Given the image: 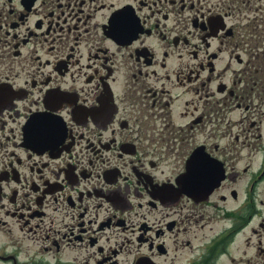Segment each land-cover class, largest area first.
I'll list each match as a JSON object with an SVG mask.
<instances>
[{
  "label": "flooded vegetation",
  "instance_id": "obj_1",
  "mask_svg": "<svg viewBox=\"0 0 264 264\" xmlns=\"http://www.w3.org/2000/svg\"><path fill=\"white\" fill-rule=\"evenodd\" d=\"M0 264H264V0H0Z\"/></svg>",
  "mask_w": 264,
  "mask_h": 264
}]
</instances>
